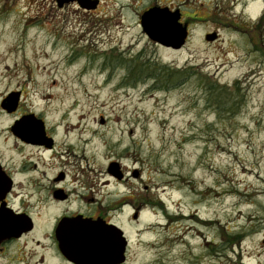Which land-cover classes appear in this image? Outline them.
Wrapping results in <instances>:
<instances>
[{
	"label": "rangeland",
	"instance_id": "rangeland-1",
	"mask_svg": "<svg viewBox=\"0 0 264 264\" xmlns=\"http://www.w3.org/2000/svg\"><path fill=\"white\" fill-rule=\"evenodd\" d=\"M150 5L180 11V48L143 32ZM263 13L264 0H101L94 13L0 0V53L15 47L0 62V102L20 92L17 113L0 106V144L18 113L63 120L49 124L73 136L58 166L108 181L124 264H264ZM110 161L122 182L106 174ZM0 264L69 263L31 233Z\"/></svg>",
	"mask_w": 264,
	"mask_h": 264
},
{
	"label": "flooded vegetation",
	"instance_id": "flooded-vegetation-1",
	"mask_svg": "<svg viewBox=\"0 0 264 264\" xmlns=\"http://www.w3.org/2000/svg\"><path fill=\"white\" fill-rule=\"evenodd\" d=\"M47 1L58 9L75 6L85 13L96 12L101 4V0H71L61 5L57 0ZM92 1H97L95 7L88 6ZM151 6L153 5L146 9ZM261 22L264 27V13ZM1 109L7 114H15L20 109V100L12 112ZM28 114L33 113H18L9 121L5 127L7 135L5 138L7 140L3 142L5 146L0 144V148H4L8 153L5 158L0 155V252L33 233L40 238L52 239L60 258L66 263L74 264L60 251V244L64 239L76 237L87 230L107 228L108 225H115L121 229L107 216L108 212L115 210L107 206L105 194L101 191L108 181L98 180L92 184L90 177L91 183L86 184L80 177H76L77 173L72 176L64 167L68 164L66 159L73 148L66 141L73 136L68 135V129L60 130L56 128L57 126L49 125L62 123L63 120L51 122L42 118L41 121L20 119ZM35 124H41L42 128H35ZM17 133H22L23 137ZM35 133L38 135L35 136ZM80 139L81 136L78 137V140ZM64 156L65 164H61L60 167L58 166L60 161L57 159L61 160ZM118 165L121 171L120 178L110 172L108 167L105 172L115 182L120 183L124 180L125 174L119 163ZM92 202L94 206H91ZM73 205H76L75 209L72 208ZM108 235L101 241L94 242L93 246L96 250L113 254L120 239L118 240L111 229Z\"/></svg>",
	"mask_w": 264,
	"mask_h": 264
},
{
	"label": "water",
	"instance_id": "water-1",
	"mask_svg": "<svg viewBox=\"0 0 264 264\" xmlns=\"http://www.w3.org/2000/svg\"><path fill=\"white\" fill-rule=\"evenodd\" d=\"M71 0H57L61 5L64 2ZM97 1H92L88 6L95 7ZM180 12L178 9L170 10L166 6L154 5L146 9L140 15V26L143 32L152 41L161 44L165 47L173 49L180 48L184 43L188 35L187 24L181 23ZM217 37L215 32L208 33L204 36L205 40L213 41ZM19 91L9 92L0 102L1 108L8 112H12L17 107L19 101ZM21 120L28 121H41L34 114H28L22 116ZM34 127L42 128L41 124H35ZM19 128V127H18ZM23 137L22 133H17ZM35 136L38 133L34 134ZM108 169L116 177H121V171L117 162H110ZM136 172L134 176H136ZM137 213H134L133 218H136ZM94 223V222H92ZM107 228L92 229L81 233L80 235L64 239L60 244V251L62 254L74 264H121L125 262V250L127 246V239L123 234V231L115 225H108ZM109 229L114 231L118 238V246L114 249L113 254L105 253L101 250H96L93 243L101 241L104 236H109ZM80 243H84L80 246ZM100 248V247H99Z\"/></svg>",
	"mask_w": 264,
	"mask_h": 264
},
{
	"label": "bare ground",
	"instance_id": "bare-ground-1",
	"mask_svg": "<svg viewBox=\"0 0 264 264\" xmlns=\"http://www.w3.org/2000/svg\"><path fill=\"white\" fill-rule=\"evenodd\" d=\"M14 56H15V47L14 46H11V45H7L6 48L4 49V52H1L0 53V62L2 60H4V59L9 60V59H11ZM31 57L33 59H35V58H41V54H40V52H33L31 54ZM2 117H3V119L6 118V116H2Z\"/></svg>",
	"mask_w": 264,
	"mask_h": 264
}]
</instances>
